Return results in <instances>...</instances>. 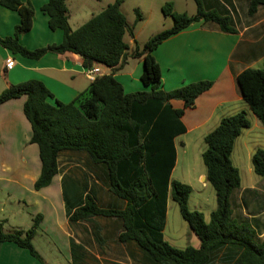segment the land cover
<instances>
[{
  "label": "trees",
  "instance_id": "obj_1",
  "mask_svg": "<svg viewBox=\"0 0 264 264\" xmlns=\"http://www.w3.org/2000/svg\"><path fill=\"white\" fill-rule=\"evenodd\" d=\"M66 1L47 0L42 6L49 28L61 29L62 40L28 49L19 42V35L31 28L33 7L22 0H0L3 7L19 15L13 35L0 37V45L11 52L38 59L48 52L69 51L77 54L86 68L102 64L111 69V73L96 76L70 102L55 99L51 103L52 92L33 78L13 83L0 92V103L26 97L23 113L30 123L31 142L37 144L41 163L34 189L51 183L59 172L61 153H83L87 169L119 203L103 207L86 194L73 211L67 202L69 221L89 220L93 216L119 219L122 231L117 240L133 243L147 264H264V236L258 239L249 223L236 220L230 202L232 191L241 182L231 155L235 139L250 126L247 111L223 116L204 136L201 160L216 201L206 221L201 211L188 207L191 186L172 179L170 173L175 163L174 138L185 132L183 111L193 106L196 97L208 90L212 82L200 80L163 90L161 70L152 54L163 39L200 19L215 23L223 32L234 33L230 16L205 9L203 0H194L196 11L192 15L174 11L171 2L164 3L161 10L172 18V26L149 37L141 47L133 46L130 53L133 58H142L140 80L149 89L126 93L113 76L128 56L126 37L134 41L133 25L121 10L123 0H113L74 29L68 23ZM246 1L249 15L264 4V0ZM136 13L139 18L137 10ZM236 81L248 109L264 124V65L244 68L236 75ZM173 100L181 101L182 106L174 107ZM251 165L253 172L264 178V148L254 150ZM169 196L198 238V247L177 248L164 239ZM41 219L42 214L38 213L28 229L9 231L0 221V242H14L46 264L32 244Z\"/></svg>",
  "mask_w": 264,
  "mask_h": 264
},
{
  "label": "crops",
  "instance_id": "obj_2",
  "mask_svg": "<svg viewBox=\"0 0 264 264\" xmlns=\"http://www.w3.org/2000/svg\"><path fill=\"white\" fill-rule=\"evenodd\" d=\"M22 2L30 3L34 14L31 28L19 35V42L28 49L59 43L63 37L62 30L50 29L48 15L42 10L47 0ZM108 3L110 2L99 6L97 10L80 9L79 15L75 17L77 20L75 26H71V7L75 6L76 2L67 0L70 27L74 29L80 26ZM203 5L205 9H214L230 16L236 31L223 32L215 23L200 19L169 35L152 51L161 70L160 87L163 90L168 91L200 80L212 82L210 88L199 94L193 106L185 108L181 116L185 132L180 135H192L189 143L180 141V144H177L179 135L174 138L175 163L170 177L175 179L173 174L182 161L184 170L180 173L181 178L178 177L177 180L189 184L191 191L192 182L186 180L191 178L188 171L194 173L193 178L204 186L206 170L198 162L195 163L194 159L187 157V146L194 145L197 149L196 155L199 154L201 157L205 147V134L211 131L223 116L242 109L247 111V104L240 94L236 75L244 68H260L264 65V4L259 6L253 15L247 13L246 0H203ZM18 22L17 12L0 4V37L13 35ZM132 40L130 38L128 41L126 51L128 56L125 63L113 74L126 93L149 89L140 80L143 70L142 58L130 56ZM8 58L13 60L11 67L5 66ZM94 65H98L104 74L111 73V69L102 64ZM85 68L82 59L73 52H48L38 59H31L0 45V92L13 83L33 78L42 81L52 92L54 97L49 99L51 103L55 99L70 102L92 82L87 78ZM25 98L23 95L0 103V221L3 222V228L6 231L26 230L31 227L33 217L40 213L42 219L32 237V244L46 264H100V258L106 253V239L102 235V226L97 221L100 216H93L89 220L69 221L67 202L72 204L73 211L80 197L83 199L86 194L92 196L97 204L103 207L119 201L97 179L98 189L90 191L78 182L74 183L71 180L69 183L60 172L53 177L49 185L34 189L33 184L40 174L41 163L37 144L31 142L30 123L23 113ZM172 104L176 108L182 106L179 100H173ZM247 115L250 126L244 128L235 139L231 159L237 142L243 147L241 151L244 152L243 155L239 152L237 159L243 156V159L248 157L251 161L252 153L259 147L257 142H254L253 146L248 145L247 134L252 126L264 129V125H260V121L251 116L249 111ZM179 146L182 147L181 157ZM72 153L79 155L84 161L83 153ZM250 170L251 167L248 168V172ZM256 190V186H245L241 181L240 186L232 191L230 202L232 216L239 222L249 223L255 229L257 238L261 239L264 236V218L259 221L257 212H251L247 208L251 204H256ZM169 199L170 197L167 199L166 216ZM233 204L237 210L233 208ZM111 218L118 235L122 231V223L115 217ZM165 226L166 218L163 236ZM124 244H132L135 249L130 251V259L133 262L130 264H147L144 262L143 254L133 243ZM94 245L99 247L100 255L93 253L92 256L89 255L90 247H95ZM192 246L198 247L199 240ZM0 264L42 263L26 248L5 241L0 242ZM109 264L120 263L110 260Z\"/></svg>",
  "mask_w": 264,
  "mask_h": 264
},
{
  "label": "rangeland",
  "instance_id": "obj_3",
  "mask_svg": "<svg viewBox=\"0 0 264 264\" xmlns=\"http://www.w3.org/2000/svg\"><path fill=\"white\" fill-rule=\"evenodd\" d=\"M74 1L76 2V5L71 7V26H75L77 22L75 17L79 15L80 9L83 11L87 9L97 10L99 6H102L107 2H111V0ZM166 2H171L173 10L176 12L185 11V13L187 12L186 14H192L196 11L194 0H123L122 11L125 14L127 22L130 25H133L135 42L132 40V46L137 45L141 47L149 37L172 26V18L168 15H164L161 10V6ZM136 10L140 15L139 18H137ZM230 10L232 12V9ZM126 39L128 42L130 38L127 36ZM247 111H249L251 116L253 115V117L256 118V116L248 109V107ZM259 123L262 126L264 125L261 122ZM247 135L248 145L253 146L254 142H257L260 148H264V129L252 126L250 132ZM191 137L192 135L188 134L179 135L177 137L176 143L180 144V141H186L189 143V139ZM181 149L182 147L179 146L180 157L182 156ZM196 150L197 149L194 145L192 146L189 144L186 148V155L187 157H190V159H194L195 163L198 162V164L204 168L205 166L200 155H196ZM241 150H243V147H241L240 143L237 142L232 160L240 170L242 185L256 186L257 188L255 197L256 204H251L250 207L247 206V208L251 212H257V217L259 221H261V218H264V178L253 172L250 158L247 157L243 159V156H241L240 159H237V154L239 152H242V155L244 154V152ZM181 160L182 159L180 158V161ZM58 163L60 174L63 173V176L69 183L78 182L90 191L98 189L99 183L96 181L94 175L87 169L83 158L79 155H73L72 152H63L58 157ZM249 167H251V170L248 172ZM183 170V164L181 161L173 174L176 180L178 177H180V173H182ZM188 174L191 176V178L186 180H190L193 185V190L191 191L188 198V207L190 209L201 211L204 215V219L207 221L209 219L210 211L216 206L215 191L207 180L205 185L202 186L200 181H197L193 178L195 175L194 173L188 171ZM103 198H105V196H103ZM233 208L237 210L235 204H233ZM97 221L100 222V225L102 226V235L106 239V253L100 258V264H109L110 260L120 264H130L132 262L130 259V251L135 250L131 246L132 244L126 245L117 240L118 230L115 228V224L111 217L100 216L97 218ZM261 229H263V224H261ZM164 238L168 243L177 248H183L198 241V238L191 231L187 222L181 217L177 204L171 198L168 202ZM92 253L94 255H100L99 247H90L89 255L92 256Z\"/></svg>",
  "mask_w": 264,
  "mask_h": 264
},
{
  "label": "built area",
  "instance_id": "obj_4",
  "mask_svg": "<svg viewBox=\"0 0 264 264\" xmlns=\"http://www.w3.org/2000/svg\"><path fill=\"white\" fill-rule=\"evenodd\" d=\"M12 65H13V60L10 58L6 59L5 66L11 67ZM106 68L110 69L109 67H106ZM85 74L88 79L94 80L96 76L104 74V73H102L98 65H94L92 67L85 68Z\"/></svg>",
  "mask_w": 264,
  "mask_h": 264
}]
</instances>
